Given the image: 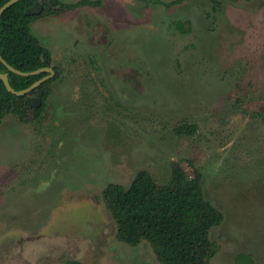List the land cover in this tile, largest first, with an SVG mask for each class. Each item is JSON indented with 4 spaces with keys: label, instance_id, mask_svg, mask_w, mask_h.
<instances>
[{
    "label": "rangeland",
    "instance_id": "1",
    "mask_svg": "<svg viewBox=\"0 0 264 264\" xmlns=\"http://www.w3.org/2000/svg\"><path fill=\"white\" fill-rule=\"evenodd\" d=\"M31 29L62 72L43 120L0 123V264H163L104 190L174 161L223 211L212 264H264V0H103Z\"/></svg>",
    "mask_w": 264,
    "mask_h": 264
},
{
    "label": "trees",
    "instance_id": "2",
    "mask_svg": "<svg viewBox=\"0 0 264 264\" xmlns=\"http://www.w3.org/2000/svg\"><path fill=\"white\" fill-rule=\"evenodd\" d=\"M6 1L0 0V6ZM37 1L19 0L0 16V52L10 64L26 72L53 65L51 50L32 32L31 23L35 19L61 14L78 6L103 3V0H40L43 2L41 12L28 14L27 8ZM156 1L170 6L183 0ZM179 27L183 29V24L179 23ZM53 66L55 75L24 95L11 92L2 82L0 123L9 114L16 115L23 123L44 119L53 92L52 84L61 78L62 69ZM0 72L9 73L10 82L16 89L26 88L48 73L21 74L10 70L1 58ZM29 95L39 96L41 104L33 105ZM177 130L193 133L196 125L185 123ZM172 170L171 179L165 183L158 182L149 170L141 169L128 187L114 182L106 186L104 197L117 223L118 235L132 244L147 239L163 264H212L218 245L210 232L223 221V211L206 196L204 174L200 169L194 167V173L190 175L174 161ZM237 262L255 264L250 253L239 254ZM66 264L83 263L70 259Z\"/></svg>",
    "mask_w": 264,
    "mask_h": 264
},
{
    "label": "water",
    "instance_id": "3",
    "mask_svg": "<svg viewBox=\"0 0 264 264\" xmlns=\"http://www.w3.org/2000/svg\"><path fill=\"white\" fill-rule=\"evenodd\" d=\"M17 1H19V0H8L2 6H0V16L7 8H9L12 4H14ZM42 9H43V2L38 0L33 6L27 8L26 12L28 14H36V13L41 12ZM0 58L2 59V61L7 65V67L10 70L21 73V74L38 73V72H42V71L48 72L42 78L36 80L33 84H31L30 86L23 88V89H16L12 86L10 79H9V73L8 72H0V89H1V84L3 82L8 90H10L11 92L18 94V95H24V94L31 92L40 83H42L43 81H46L47 79L52 78L56 73V70L53 66H45V67H41L39 69H36L33 71H28V72L22 71L16 67H14L12 64H10L4 58V56L2 55L1 52H0ZM29 98L31 99L32 104L36 105V106L40 105L42 102V99L36 95H29Z\"/></svg>",
    "mask_w": 264,
    "mask_h": 264
},
{
    "label": "flooded vegetation",
    "instance_id": "4",
    "mask_svg": "<svg viewBox=\"0 0 264 264\" xmlns=\"http://www.w3.org/2000/svg\"><path fill=\"white\" fill-rule=\"evenodd\" d=\"M53 66V65H52ZM54 67V66H53Z\"/></svg>",
    "mask_w": 264,
    "mask_h": 264
}]
</instances>
